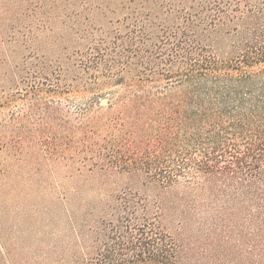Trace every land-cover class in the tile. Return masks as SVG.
I'll return each mask as SVG.
<instances>
[{
  "label": "trees",
  "instance_id": "16d2710c",
  "mask_svg": "<svg viewBox=\"0 0 264 264\" xmlns=\"http://www.w3.org/2000/svg\"><path fill=\"white\" fill-rule=\"evenodd\" d=\"M117 1L68 81L0 34V264H264V0Z\"/></svg>",
  "mask_w": 264,
  "mask_h": 264
},
{
  "label": "rangeland",
  "instance_id": "374dc122",
  "mask_svg": "<svg viewBox=\"0 0 264 264\" xmlns=\"http://www.w3.org/2000/svg\"><path fill=\"white\" fill-rule=\"evenodd\" d=\"M97 2L103 5L109 3L111 7L118 1L0 0V34L14 36L23 41L25 45L18 51L20 54L44 57L60 66L68 81V39L71 40V45L75 41L84 40V36L91 35V32L84 31L82 34L76 30L82 31L83 26L95 21L96 24L103 23L108 27L106 19L115 17L107 10H104L107 12L106 16L99 9L93 10ZM71 26L73 27L70 29ZM95 36H99V32ZM61 103L65 114L68 99L62 98ZM58 219L66 221L63 215ZM52 228L50 232L52 236L49 237V230L46 231L47 228L41 227V232H38L40 236L35 241L39 252L47 246L52 247L41 264H57L61 246L68 245V222L66 221V224L63 221L58 222V225ZM42 255L40 253V257ZM65 256H68V253Z\"/></svg>",
  "mask_w": 264,
  "mask_h": 264
}]
</instances>
